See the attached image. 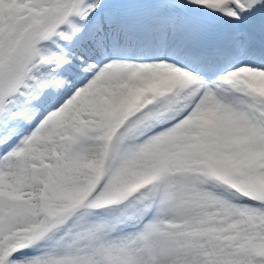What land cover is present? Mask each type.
<instances>
[{
    "label": "snow or ice",
    "instance_id": "1",
    "mask_svg": "<svg viewBox=\"0 0 264 264\" xmlns=\"http://www.w3.org/2000/svg\"><path fill=\"white\" fill-rule=\"evenodd\" d=\"M0 264H264V0H0Z\"/></svg>",
    "mask_w": 264,
    "mask_h": 264
}]
</instances>
